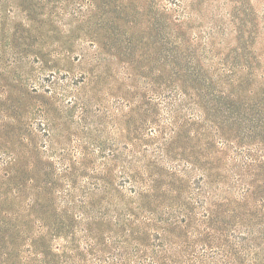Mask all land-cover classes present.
<instances>
[{"label": "rangeland", "instance_id": "374dc122", "mask_svg": "<svg viewBox=\"0 0 264 264\" xmlns=\"http://www.w3.org/2000/svg\"><path fill=\"white\" fill-rule=\"evenodd\" d=\"M160 93L204 127L222 97L264 104V0H0V220L14 195L54 224L81 196L118 201L125 147L143 148Z\"/></svg>", "mask_w": 264, "mask_h": 264}, {"label": "trees", "instance_id": "16d2710c", "mask_svg": "<svg viewBox=\"0 0 264 264\" xmlns=\"http://www.w3.org/2000/svg\"><path fill=\"white\" fill-rule=\"evenodd\" d=\"M154 100L159 113L141 123L143 148L125 147L119 200L81 196L77 214L54 224L32 221L30 212L40 213L14 195L11 220H0V264H264V104L240 109L222 97L228 106L205 115L204 127L194 114L175 119L171 96ZM88 198L98 200L86 210ZM59 234L66 243L54 252L48 242Z\"/></svg>", "mask_w": 264, "mask_h": 264}]
</instances>
